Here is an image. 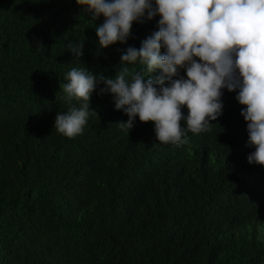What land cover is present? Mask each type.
I'll return each mask as SVG.
<instances>
[{
    "label": "trees",
    "instance_id": "1",
    "mask_svg": "<svg viewBox=\"0 0 264 264\" xmlns=\"http://www.w3.org/2000/svg\"><path fill=\"white\" fill-rule=\"evenodd\" d=\"M159 18L101 48L104 17L76 0H0V264H264V166L248 162L238 90L223 89L211 128L177 145L138 116L121 130L128 116L103 83L82 134L54 127L69 107L65 74L115 77ZM82 41V56L66 49Z\"/></svg>",
    "mask_w": 264,
    "mask_h": 264
},
{
    "label": "clouds",
    "instance_id": "2",
    "mask_svg": "<svg viewBox=\"0 0 264 264\" xmlns=\"http://www.w3.org/2000/svg\"><path fill=\"white\" fill-rule=\"evenodd\" d=\"M86 6L96 27L99 46L126 43L134 22L145 14L159 16L158 31L142 41L139 49L128 47L121 55L115 77L72 67L60 84L69 107L58 112L54 127L66 137L82 134L90 115L97 85L100 93L114 94L115 108L127 121L118 125L127 135L136 117L154 123L155 138L163 144L186 142L188 133L208 131L222 113L223 89L237 91L245 107L249 163L264 166V0H76ZM42 47V45L40 46ZM39 47V48H40ZM74 56L83 55V41L66 46ZM161 49H164L161 54ZM139 63L144 72L128 65ZM185 69V75H180ZM160 70L152 78L149 74ZM79 101L77 107L73 100ZM187 108L185 115L183 108ZM186 125V127H185Z\"/></svg>",
    "mask_w": 264,
    "mask_h": 264
}]
</instances>
